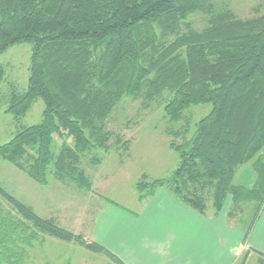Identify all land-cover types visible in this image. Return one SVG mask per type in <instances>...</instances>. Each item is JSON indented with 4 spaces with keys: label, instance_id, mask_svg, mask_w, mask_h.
Listing matches in <instances>:
<instances>
[{
    "label": "trees",
    "instance_id": "1",
    "mask_svg": "<svg viewBox=\"0 0 264 264\" xmlns=\"http://www.w3.org/2000/svg\"><path fill=\"white\" fill-rule=\"evenodd\" d=\"M192 15L205 22L201 29L193 27ZM22 43L30 46L27 88L0 96L4 112L20 120L36 99L44 107L38 124L0 145V159L40 186L55 179L91 191L84 160L98 166L93 152H108L112 140L126 149L107 121L122 99L132 98L162 105L170 123L182 124L173 132L181 141L169 143L178 155L176 169L165 179L142 175L138 200L164 188L200 215L218 214L230 200L229 216L251 202L259 216L264 13L240 19L224 0H0V54ZM3 77L0 66V82ZM205 104L210 111L187 137L184 112ZM248 163L254 185L234 184ZM40 234L79 242L122 264L101 245L83 244L57 219L39 217L0 185V264H22Z\"/></svg>",
    "mask_w": 264,
    "mask_h": 264
},
{
    "label": "rangeland",
    "instance_id": "2",
    "mask_svg": "<svg viewBox=\"0 0 264 264\" xmlns=\"http://www.w3.org/2000/svg\"><path fill=\"white\" fill-rule=\"evenodd\" d=\"M224 6L240 19H250L264 13V0H224ZM193 16L196 15L190 17L193 27L201 29L205 22L200 17ZM29 59L30 46L23 43L0 54V66L4 70V77L0 82L1 97L9 95L11 90H26ZM6 106V102L0 98V145L8 142L22 127L38 124L44 107L42 101L36 99L27 114L20 120H15L11 114L4 112ZM210 108L208 104L198 105L184 112L188 118L187 137L193 125L208 114ZM181 125L169 122L162 105L144 106L139 100L124 98L109 116L107 129L127 142V150L115 146L112 140L108 152H93L101 158L98 166H91L88 159L84 160L83 170L91 180V191H84L70 182L63 183L55 179H51L47 186H40L2 159L0 185L28 205L39 217L57 219L61 227L79 236L83 244L97 243L110 251V240H118L122 244L125 222L136 221L135 216L140 218L144 206L150 200H138L136 182L142 175L149 180L165 179L176 169L178 155L169 147V143L181 141L173 135ZM261 153L264 154V148ZM254 176L251 164L248 163L237 170L234 184L251 188ZM225 204H230L229 200ZM253 205V202L244 204L243 211L237 218V226L243 229L244 234H250L249 230L253 229L259 217L255 218ZM263 208L264 203L260 214ZM226 236L232 239L233 233H227ZM39 239L43 241H36L26 250L22 264H114L102 254L86 249L79 242H64L41 234ZM247 264L258 263L252 258Z\"/></svg>",
    "mask_w": 264,
    "mask_h": 264
},
{
    "label": "crops",
    "instance_id": "3",
    "mask_svg": "<svg viewBox=\"0 0 264 264\" xmlns=\"http://www.w3.org/2000/svg\"><path fill=\"white\" fill-rule=\"evenodd\" d=\"M149 199L140 218L125 222L122 244L110 240V252L122 264H247L252 258L264 264V208L244 234L239 215L229 216L230 204L218 214L200 215L165 189Z\"/></svg>",
    "mask_w": 264,
    "mask_h": 264
}]
</instances>
